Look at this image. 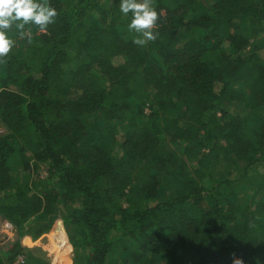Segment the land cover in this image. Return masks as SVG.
I'll return each mask as SVG.
<instances>
[{
  "label": "trees",
  "instance_id": "1",
  "mask_svg": "<svg viewBox=\"0 0 264 264\" xmlns=\"http://www.w3.org/2000/svg\"><path fill=\"white\" fill-rule=\"evenodd\" d=\"M47 2L0 59V264H49L25 238L72 264H264V0H152L144 46L121 0Z\"/></svg>",
  "mask_w": 264,
  "mask_h": 264
},
{
  "label": "clouds",
  "instance_id": "2",
  "mask_svg": "<svg viewBox=\"0 0 264 264\" xmlns=\"http://www.w3.org/2000/svg\"><path fill=\"white\" fill-rule=\"evenodd\" d=\"M120 10L124 15L132 13L129 30L140 34L133 40L134 44L144 46L157 38L158 34L153 30L158 13L152 7V0H121ZM56 16V10L48 5L47 0H0V59L6 57L14 46L15 41L7 35L13 25L23 30L26 25L34 24L41 32H47V26ZM20 34L31 36L30 32L21 31ZM234 264H243V261L237 259Z\"/></svg>",
  "mask_w": 264,
  "mask_h": 264
},
{
  "label": "rangeland",
  "instance_id": "3",
  "mask_svg": "<svg viewBox=\"0 0 264 264\" xmlns=\"http://www.w3.org/2000/svg\"><path fill=\"white\" fill-rule=\"evenodd\" d=\"M148 110H146L145 108V113H147ZM5 133V130L2 126V123H0V136H2ZM259 172L263 175L264 177V163L259 167ZM44 176V175H42ZM219 178H217L216 180H218ZM120 204H122V206L125 208L127 207V204L125 202H120ZM254 206H251L250 208L252 209ZM4 221L0 218V252H2L3 250L6 251V249L9 247L10 244H12L13 242H15L18 239V235L17 233L13 232L12 234H10L9 231L6 230L5 226H4ZM46 240V239H44ZM41 241V239L39 241H35V242H31V239H23L21 240V245L22 247L25 248H29L32 249V251H35L37 254V250L38 248H41L43 251L45 252L43 253L44 255V259L48 261L49 264H72L73 263V255H72V251H70L69 253H66L65 255L62 254V249H56L54 247H41V246H46L45 244H41L44 243L45 241ZM38 242H40V245L38 244ZM47 242H50V239L47 240ZM124 254V253H123ZM38 255V254H37ZM64 258L63 263H61V259Z\"/></svg>",
  "mask_w": 264,
  "mask_h": 264
},
{
  "label": "built area",
  "instance_id": "4",
  "mask_svg": "<svg viewBox=\"0 0 264 264\" xmlns=\"http://www.w3.org/2000/svg\"><path fill=\"white\" fill-rule=\"evenodd\" d=\"M4 226H5L6 230L10 232V234H12L14 232L12 225H10L9 223L4 222ZM11 264H23V257L17 256L16 259L14 260V262Z\"/></svg>",
  "mask_w": 264,
  "mask_h": 264
},
{
  "label": "crops",
  "instance_id": "5",
  "mask_svg": "<svg viewBox=\"0 0 264 264\" xmlns=\"http://www.w3.org/2000/svg\"><path fill=\"white\" fill-rule=\"evenodd\" d=\"M4 222H7V223H9L8 221H5V220H3ZM3 222V223H4ZM10 224V223H9ZM10 225H12V224H10ZM13 227V226H12ZM13 229H14V227H13ZM14 232L16 233V230L14 229ZM1 251V250H0ZM1 253V252H0ZM9 264V263H8Z\"/></svg>",
  "mask_w": 264,
  "mask_h": 264
},
{
  "label": "water",
  "instance_id": "6",
  "mask_svg": "<svg viewBox=\"0 0 264 264\" xmlns=\"http://www.w3.org/2000/svg\"><path fill=\"white\" fill-rule=\"evenodd\" d=\"M60 224V223H59Z\"/></svg>",
  "mask_w": 264,
  "mask_h": 264
}]
</instances>
